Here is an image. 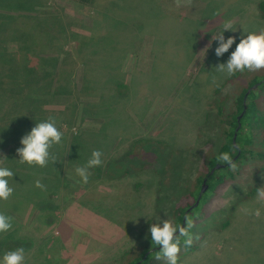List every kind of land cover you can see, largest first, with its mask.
<instances>
[{"label":"rangeland","instance_id":"374dc122","mask_svg":"<svg viewBox=\"0 0 264 264\" xmlns=\"http://www.w3.org/2000/svg\"><path fill=\"white\" fill-rule=\"evenodd\" d=\"M15 1L0 0V13L19 17L0 27V47H27L18 26L26 24L27 31L33 22L30 47L19 53L29 69L34 63L43 72L38 77L55 80L53 69L69 75L78 102L73 98L54 118L64 154L58 153L50 171L15 164L0 153V166L14 173V192L35 183L36 174L54 185L44 210L13 194L0 200V213L12 224L0 233V258L23 247L24 264H124L147 247V264H166L155 260L159 249H153L158 246L150 225L174 221L175 206L194 203L201 186L194 187L195 180L223 141L226 110L253 76H264V69L245 70L231 78L215 68L226 63L242 35L264 29L259 0H25L24 9ZM226 22L235 31L223 35L234 36L235 43L217 57L212 37ZM99 36L109 56L96 47ZM85 67L103 84L82 94ZM117 80L128 90L111 96ZM255 91L264 94L263 88ZM5 95L0 91V110ZM72 135L78 136L72 149L81 162L71 155ZM136 140L140 145L133 148ZM93 150L103 153L102 164L89 169L85 184L75 169ZM224 171L233 176L189 214L193 246L188 251L181 241L178 264H264V199L256 191L264 187V159L249 157L239 169ZM256 209L259 217L252 214Z\"/></svg>","mask_w":264,"mask_h":264},{"label":"trees","instance_id":"16d2710c","mask_svg":"<svg viewBox=\"0 0 264 264\" xmlns=\"http://www.w3.org/2000/svg\"><path fill=\"white\" fill-rule=\"evenodd\" d=\"M25 0H16L15 7L18 8H27L28 4L21 5V2ZM78 3H90L92 0H73ZM9 7V6H8ZM257 9L260 11V16L264 18V0H259L257 2ZM0 19L3 27L5 29L10 26L12 22L19 17L15 18L12 15H3L0 13ZM44 19L40 20V23L43 29L46 28ZM17 21V20H16ZM7 25V26H6ZM17 25V24H16ZM18 26V25H17ZM23 26V27H22ZM25 25L18 26V29L21 30L22 34H24V40L28 44L27 47L14 49L11 45H4L2 48L0 47V91L1 93L6 92V95L3 98L4 108L0 110V153L1 158H6L15 162V164H22L28 165L29 167L35 165H29L27 163H20L19 156L16 152L17 148L22 147L20 144L21 138L30 132V130L35 126L36 123L42 122L47 120L49 117H59L61 114H64V109L68 106V103L74 98L78 102V97H76L73 93L75 91V85L71 83V77L64 74L61 69H53L54 72H57V76L55 80L52 78L46 77H38L36 76L37 73L43 74V72L38 69L39 67L34 63L31 64L30 69L27 67L29 61L25 60V56L19 51L26 50L30 47L29 43L34 35L32 34L33 29L35 28L34 23H29V29L27 30L24 28ZM14 28H10V31ZM12 33H15L12 31ZM35 34V33H34ZM27 39V40H26ZM21 41L20 43H24ZM102 38H98V42L96 47L100 50V53L104 56V52L106 55L109 56L107 48L102 44ZM106 41V40H105ZM20 46V44H19ZM22 47V46H20ZM51 59V58H50ZM105 59V58H104ZM104 59L98 61L99 65H104ZM54 61V59H52ZM106 60H108L106 58ZM28 61V62H27ZM9 72V73H7ZM34 72V76L32 77L31 74ZM46 73V71H45ZM12 74V75H11ZM21 75V80L17 82L15 80V75ZM47 74V73H46ZM240 73H236L231 75V78H234ZM14 75V76H13ZM13 76V77H12ZM257 75L253 76L250 79L248 86H244L240 92L236 95L234 100V107L228 108L226 110V115L223 116V122L226 124L223 128V141L221 142L217 153L212 155L208 161L204 164L203 174L199 175L194 183V187L200 186L202 180L205 179L207 184L206 190L202 193L200 200L203 196L208 192L214 193L219 186H221L228 178V176H233L231 171L225 172L224 169L228 168V165L220 162L216 159V157L222 152H228L230 155L233 156L234 162L237 164V168L239 169L240 163L243 160H246L249 157L252 158H262L264 159V111H261L259 102V98L262 99L264 102V94L261 96H256L261 88L264 89V76L261 78L256 77ZM95 77L94 73H90L87 67L84 68V73L82 75V80L80 84V92H89L90 88L98 89L102 81L93 80ZM253 84H257L254 89H251L250 92L246 96L245 104L246 108L243 111L244 103L243 97L246 91L252 86ZM115 92H112L113 95L111 96H118L122 95L124 90H128V86L122 83L120 80L115 81L114 83ZM96 94V93H95ZM103 96V95H98ZM72 97V98H71ZM68 99L67 101H64ZM104 101V99L102 98ZM61 103V104H60ZM108 109L110 106L104 102ZM86 104V103H85ZM103 110L104 105L100 103V99H98L95 103ZM54 106H60V108H54ZM106 109V108H105ZM240 117V126L236 130L237 127V116L241 113ZM217 113L222 114L221 111L217 108ZM106 124L105 125L106 127ZM102 125V126H103ZM104 127V129H105ZM235 135V143L237 147L233 145V135ZM83 134V133H82ZM78 136H71V145L70 151L71 155L75 157L78 162H81L80 157L77 153L73 152V146L76 145L75 139ZM260 137V138H259ZM140 140H136L133 143V148L137 147ZM256 143V144H255ZM256 146V147H255ZM55 148L57 151H55ZM64 154V140L61 139L59 144H54L50 149V154L55 156L57 161L58 153ZM152 154H149L151 156ZM1 160V159H0ZM3 162V159L1 160ZM52 160L50 159L48 162V166L43 167L45 170L50 171ZM55 163V162H54ZM216 163L224 164L223 167L219 169H215L213 172L210 170L214 167ZM37 180H39L44 186L45 189L42 190L40 188L35 187V183L30 184V186L25 187L24 189H20L18 192L13 191V195L18 197H24L28 201H31L36 208H40L44 210L46 205L50 203V191L54 186L51 183H47L44 181L45 179L41 175H37ZM193 189V188H192ZM195 192V196L193 198H197V191ZM193 193L187 195L191 196ZM190 202H187L184 205H179L178 207H174L173 214H174V222L182 223V218L184 211L187 210ZM197 207V206H195ZM195 207L188 210L187 215L192 212ZM186 208V209H185ZM193 244L191 246L186 247V250H192ZM154 250H158V247L153 248ZM148 248L144 247L138 255L134 256L133 258L127 260L124 264H147L150 253H147ZM126 253H124L125 255Z\"/></svg>","mask_w":264,"mask_h":264},{"label":"clouds","instance_id":"9594fccd","mask_svg":"<svg viewBox=\"0 0 264 264\" xmlns=\"http://www.w3.org/2000/svg\"><path fill=\"white\" fill-rule=\"evenodd\" d=\"M177 4L179 5V0H177ZM229 30L235 31L231 23L226 22L223 26V31L212 37L213 40L218 42V46L215 48L217 57H221L228 52L235 43L236 38L234 36H229L225 39L223 35L224 31ZM215 68L218 72L228 76L243 73L245 70L257 72L264 69V29L247 32L246 35H242L226 63H220ZM62 135L63 133L56 127L53 117L36 123L30 132L25 134L20 140L22 147L16 150L20 157L19 162L40 167L47 166L50 159L52 162H56L55 156L50 154V149L54 144L60 143ZM102 155L101 151L93 150L87 163L75 169L76 174L83 183L86 184L88 182L89 169L102 164ZM216 159L227 164L233 171L237 169L233 156L228 152L220 153ZM13 176L14 173L10 169L0 166V200H8L12 195L14 189L9 186V178ZM35 187L42 190L45 189V186L39 180L35 181ZM256 191L257 198L264 199V187L257 188ZM252 214L259 217L260 210L256 209ZM194 226V220L189 215L184 217L183 224L174 222L171 218L159 219L158 222L152 223L149 227L151 242L159 246L155 260H165L166 264H178L181 241L183 240L186 247L191 246L193 242L191 229ZM11 227V218L0 213V233L9 231ZM24 262L25 250L23 247L7 251L0 258V264H24Z\"/></svg>","mask_w":264,"mask_h":264},{"label":"water","instance_id":"95a60500","mask_svg":"<svg viewBox=\"0 0 264 264\" xmlns=\"http://www.w3.org/2000/svg\"><path fill=\"white\" fill-rule=\"evenodd\" d=\"M256 85H257V84H253V85H252V86L246 91V93H245V95H244V97H243V103H244L243 111H244V109L246 108V104H245L246 96H247V94L250 92L251 89H254V88L256 87ZM243 111L237 116V122H238V123H237L236 130H237V129L239 128V126H240V122H239V120H240V117H241ZM235 135H236V133H234V135H233V145H234L235 147H237V145H236V143H235V140H234V139H235ZM223 166H224V164L216 163V164L214 165V167L210 170V172H213L215 169H219V168H221V167H223ZM206 188H207V184H206V182H205V179H203V180H202V183H201V186H200V190H199L198 195H197V198L195 199L194 203H193L191 206H189V207L187 208L186 211H184L183 218H182V223H181V224L184 223V217L187 215L188 210H190L191 208H193V207H195V206L198 205L199 200H200V197H201L202 193L206 190ZM148 252H149V251H147L146 254H147Z\"/></svg>","mask_w":264,"mask_h":264}]
</instances>
